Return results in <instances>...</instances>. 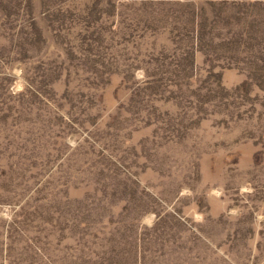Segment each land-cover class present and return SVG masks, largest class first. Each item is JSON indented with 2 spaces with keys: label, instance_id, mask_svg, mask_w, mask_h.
<instances>
[{
  "label": "rangeland",
  "instance_id": "rangeland-1",
  "mask_svg": "<svg viewBox=\"0 0 264 264\" xmlns=\"http://www.w3.org/2000/svg\"><path fill=\"white\" fill-rule=\"evenodd\" d=\"M0 264H264V0H0Z\"/></svg>",
  "mask_w": 264,
  "mask_h": 264
}]
</instances>
